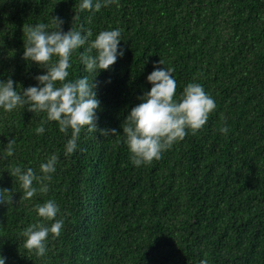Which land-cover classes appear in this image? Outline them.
I'll return each instance as SVG.
<instances>
[{
  "label": "trees",
  "instance_id": "obj_1",
  "mask_svg": "<svg viewBox=\"0 0 264 264\" xmlns=\"http://www.w3.org/2000/svg\"><path fill=\"white\" fill-rule=\"evenodd\" d=\"M81 2L0 0V80L11 78L18 93L37 86L46 69L22 59V28L58 16L65 32H92L73 51L66 82L99 81L97 129L118 133L85 126L76 150L65 155L71 129L60 132L58 122L27 106L0 107V199L13 200L0 203V256L6 264H264V0H118L99 11H81ZM114 29L121 31L123 56L109 70L85 71L81 53L101 31ZM160 59V67L174 69V99L198 83L216 108L160 159L135 166L121 125L150 91L147 76ZM225 126L227 134L220 131ZM53 154L48 192L23 199L11 170L43 175L40 165ZM48 200L64 224L38 256L24 247L21 232L55 222L35 211Z\"/></svg>",
  "mask_w": 264,
  "mask_h": 264
},
{
  "label": "clouds",
  "instance_id": "obj_2",
  "mask_svg": "<svg viewBox=\"0 0 264 264\" xmlns=\"http://www.w3.org/2000/svg\"><path fill=\"white\" fill-rule=\"evenodd\" d=\"M111 3H117L118 6V0H103V3L96 0L95 4L93 0H82L80 9L99 11L101 7ZM63 23L58 16H52L50 24L23 26V36L26 40L22 59L38 64L46 69V73L35 77L37 86L21 89L19 93L11 78L0 80V107L5 111H12L18 106H27L28 111L45 112L47 120L58 122L60 132L67 134L71 129V139L65 145V155H70L76 150L79 135L85 126L89 132L99 130L103 135L118 133L116 129H97L96 111L100 107V101L96 89L99 81L95 78L90 81L84 76L66 82L73 51L84 46L92 32L88 31L82 35L81 31L72 27L65 32ZM121 40L119 29L101 31L80 55L85 71L98 74L101 70H109L117 58L124 54L123 49L119 48ZM93 50L94 55L91 54ZM53 56L58 59L52 61ZM160 65H164L161 59L153 65L154 70L147 76V81L152 85L150 91L140 97L141 103L131 108L121 125L122 133L126 137L125 143L131 154V162L135 166L160 159L163 151L184 139L186 130L190 129L193 134L200 130L208 121L209 114L216 108L214 99L198 83H188L183 88L179 100L174 99L177 89L172 75L174 69ZM57 82H60L59 86ZM36 131L43 134V122ZM220 131L227 134L228 129L225 126ZM15 143L13 138L8 141L5 149L7 156L13 154ZM57 161L58 156L53 154L46 163H42L40 171L43 175H36L32 168L25 171L17 166L11 170L10 175L17 178L23 190V199H30L37 192H48L49 187L45 181L52 179L50 174L55 172ZM34 181L40 185L39 188L33 186ZM12 202V199H0V203ZM35 211L39 217L55 222L50 226L34 223L24 229L21 236L26 238V249H34L38 256H43L46 254L44 241L49 233L55 237L60 235L64 220L56 219L59 208L54 200L35 205ZM6 259L0 256V264H6ZM200 264L208 262L204 259Z\"/></svg>",
  "mask_w": 264,
  "mask_h": 264
}]
</instances>
